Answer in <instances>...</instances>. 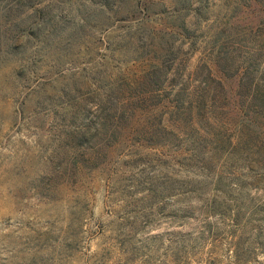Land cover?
<instances>
[{
    "label": "rangeland",
    "instance_id": "374dc122",
    "mask_svg": "<svg viewBox=\"0 0 264 264\" xmlns=\"http://www.w3.org/2000/svg\"><path fill=\"white\" fill-rule=\"evenodd\" d=\"M0 264H264V0H0Z\"/></svg>",
    "mask_w": 264,
    "mask_h": 264
},
{
    "label": "trees",
    "instance_id": "16d2710c",
    "mask_svg": "<svg viewBox=\"0 0 264 264\" xmlns=\"http://www.w3.org/2000/svg\"><path fill=\"white\" fill-rule=\"evenodd\" d=\"M210 75V74H209ZM211 77V76H210Z\"/></svg>",
    "mask_w": 264,
    "mask_h": 264
}]
</instances>
